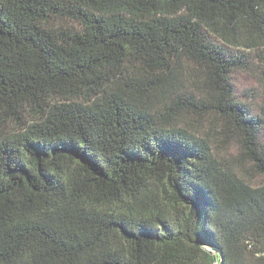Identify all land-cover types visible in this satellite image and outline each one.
Segmentation results:
<instances>
[{"label": "trees", "instance_id": "16d2710c", "mask_svg": "<svg viewBox=\"0 0 264 264\" xmlns=\"http://www.w3.org/2000/svg\"><path fill=\"white\" fill-rule=\"evenodd\" d=\"M239 72L264 0H0V264H264Z\"/></svg>", "mask_w": 264, "mask_h": 264}, {"label": "rangeland", "instance_id": "374dc122", "mask_svg": "<svg viewBox=\"0 0 264 264\" xmlns=\"http://www.w3.org/2000/svg\"><path fill=\"white\" fill-rule=\"evenodd\" d=\"M233 82L237 89V96L244 100L252 109L259 108L263 103V90L252 74L239 72L233 76ZM263 91V92H262ZM264 136V135H263ZM236 153V151L234 150ZM258 183H263L264 178H256Z\"/></svg>", "mask_w": 264, "mask_h": 264}]
</instances>
